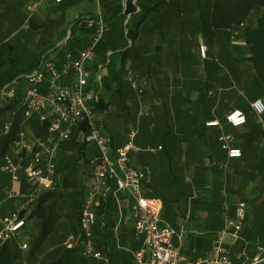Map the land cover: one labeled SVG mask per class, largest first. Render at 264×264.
I'll list each match as a JSON object with an SVG mask.
<instances>
[{"label": "crops", "instance_id": "crops-1", "mask_svg": "<svg viewBox=\"0 0 264 264\" xmlns=\"http://www.w3.org/2000/svg\"><path fill=\"white\" fill-rule=\"evenodd\" d=\"M162 1L165 0H62L60 3L0 0V34L4 29L16 27L11 29L9 39H0V91L11 76H16L12 82L19 83L22 89V75L39 61L59 70L67 54L75 55L91 40L90 30L79 24L71 28L72 23L77 17L100 16L110 30L87 68L91 71L89 84L100 85L93 112L101 100L102 106L94 112V117L104 136L114 149L132 142L136 150L128 154L129 165L140 172L149 171L142 182V195L162 202L159 226L171 227L176 233L174 244L193 259L210 253L226 217L231 219L236 205L245 203L241 239L247 245L238 241L230 246L225 239L231 260L241 263L243 251L252 258L257 246H264V114L256 116L250 106L257 79L251 64L245 60L249 53L240 39L234 40L228 31H220L211 39L201 34L193 0H185L187 4L181 11L167 10L165 16L149 11L137 27L135 23L143 14ZM127 27L130 31L136 29L135 40L127 37ZM43 37L48 42L55 41L54 45L46 44L38 49L39 54L30 56L31 42ZM125 40L132 48L123 56ZM190 41L200 63L197 73L186 62ZM199 46L206 47L204 58L200 56ZM129 77L137 79L141 96L131 89ZM259 98L264 100V93ZM116 101L115 108L111 107ZM245 103H250L249 109L245 110ZM233 110L245 115L246 122L241 127L225 122V116ZM32 121H37L36 115L23 124ZM214 121L219 122L220 128L206 126ZM33 129L29 127L28 133L33 135ZM133 132L135 135L130 139ZM222 133L233 137L230 145L241 151L240 158H227L218 142ZM74 134V139L63 143L54 156L58 185L51 192L59 195H54L51 201L61 196V187L68 185L69 175L65 170L68 157L73 152L85 157L84 170L87 161L96 154L95 145L84 141L81 128ZM83 173L87 186L78 198L76 212L71 215L72 225L65 229L64 224L57 233L62 219L58 216L56 230L49 236L53 238L51 247L40 250L45 257L58 258L61 255L58 249L62 250L67 237L78 235L79 212L89 185L86 170ZM7 176L9 185L1 188L0 217H7L21 207L15 199L5 200V191L12 183L10 175ZM24 184L27 190L31 189ZM103 192L95 214L92 245L107 261L85 259L80 248H74L71 251L79 262L74 258L72 262L135 264L133 254L141 247L142 239L134 235L130 201L111 181H107ZM27 217L21 231L27 225Z\"/></svg>", "mask_w": 264, "mask_h": 264}, {"label": "built area", "instance_id": "built-area-1", "mask_svg": "<svg viewBox=\"0 0 264 264\" xmlns=\"http://www.w3.org/2000/svg\"><path fill=\"white\" fill-rule=\"evenodd\" d=\"M54 1L60 3L62 0ZM76 20L91 31V40L85 49L77 51L75 55L67 54L59 70L46 67L39 61L22 75V89L14 81L0 91L1 101L11 102L19 94L24 119L36 115L43 128L42 136H30L24 130L19 131L10 154L2 157L0 170L10 175L12 181L11 187L5 191V200L21 199L23 202L17 211L7 217H0V246L11 239L17 240L36 198L42 193L53 191L58 185L54 156L63 143L71 140L76 129L83 128L84 141L95 145L96 154L86 163L89 185L79 212L78 235L67 237L63 248H80L81 256L85 259L107 261L93 248L92 230L96 223V210L104 197L103 191L107 181H111L128 197L134 220V235L142 239L141 247L133 254L135 264H261L264 261V246H257V253L252 258H248L243 251L241 256L244 260L241 263H234L225 247L226 238L230 246L238 241L247 245V241L241 239L246 214L243 202L236 205L231 219L226 217L212 250L204 258L193 259L185 255L180 246L174 244L175 231L169 226H159L163 205L159 199L147 198L141 193L142 182L149 171L140 172L129 165L128 154L136 150L132 142L112 148L94 117L93 104L99 98L100 85L89 84L91 71L87 64L94 60L99 43L110 29L100 16L77 17ZM199 53L204 58L206 47L200 46ZM127 82L138 97L142 95L136 78L129 77ZM250 106L256 116L264 114V102L261 99H256ZM225 121L232 127H241L246 118L241 111L233 110L227 113ZM206 126L220 128L217 121ZM9 129L10 124H5L2 134L6 135ZM134 135L135 132L131 133L130 139ZM218 142L226 151L227 158L241 157V151L230 145L233 142L231 135L220 134ZM20 182H25L31 189L22 192L18 187ZM21 211H24L23 215ZM18 247L23 253L28 251L25 243L18 244Z\"/></svg>", "mask_w": 264, "mask_h": 264}, {"label": "trees", "instance_id": "trees-1", "mask_svg": "<svg viewBox=\"0 0 264 264\" xmlns=\"http://www.w3.org/2000/svg\"><path fill=\"white\" fill-rule=\"evenodd\" d=\"M193 1L194 7L198 12V28L204 37L211 39L215 37V34L220 31H223L224 33L228 31L231 33V37H233L234 40L240 39L246 46L249 56L245 60L251 64V69L255 73L257 84L259 85L257 91L253 90L255 95L252 100L254 101L256 96L264 93V0ZM185 4H187L185 0H165L158 2L148 9V11L143 14V16L135 24L138 27L146 19L149 11L157 12L160 14V16H165L167 10L175 8V10L181 11L183 10V6H186ZM77 24L78 22L75 20L72 23L71 28H74V25ZM127 29V37L130 38L131 41L135 40L136 29L132 31H130L128 27ZM122 36L123 33L121 32L120 37ZM131 48L132 46L128 47L127 41L125 40V43L122 46V55L124 56L126 53L130 52ZM15 77L16 76L8 77L5 84L11 83ZM19 98L20 95L16 96V99L11 101L6 106L0 108V112L11 110L12 115L9 132L6 135L2 134L3 129L0 132V157H3L5 154H10L11 146L16 140L19 131L24 130L26 133H28V128L32 127L34 128L32 131L33 135H43V128L41 124L38 125V118L36 122H29V125L26 123L23 124V121L25 120ZM101 102L102 101L100 100L99 103L96 104L94 112H97V110L101 108ZM244 108L245 110L249 109V105L245 103ZM81 130L83 131V128H81ZM20 177L21 181H23L22 174H20ZM20 190L22 192L27 191V186L24 184V182L21 183ZM54 195V192L51 191L42 193L36 198L32 208H30L27 220L33 217L39 219L41 222V230L40 234L26 252L29 253H23L14 242L15 239H11L0 246V264H15L21 259L22 256H25V260L27 259L30 262L32 255L37 250V254L39 255L41 244L54 230V225L58 218L55 209L56 202H51ZM23 214L24 211H21V215ZM61 249V255L55 261H49L48 264H71L73 251L65 250L64 248ZM38 261L39 260L37 259L34 264ZM263 263L264 262L261 264Z\"/></svg>", "mask_w": 264, "mask_h": 264}, {"label": "rangeland", "instance_id": "rangeland-1", "mask_svg": "<svg viewBox=\"0 0 264 264\" xmlns=\"http://www.w3.org/2000/svg\"><path fill=\"white\" fill-rule=\"evenodd\" d=\"M194 19H196V18H194ZM68 27H70V25ZM15 28L16 27H10V29L7 28V29L2 30V32L0 34V39L4 40L6 37L8 38V36L11 34L12 30H15ZM68 29L69 28L66 29L65 35H67ZM226 35H225V37H226ZM194 38L192 37V40ZM35 43H34V40L31 42L33 47H30V50H29L30 53H28L30 56H31V54H35V55L39 54L38 49L39 50L42 49L44 46H46V44H47V46L49 44L54 45L55 41L48 42L47 38L43 37L40 40L37 39ZM191 43H192V41L189 42L188 52L190 55H189V59L186 62H187V65L191 66L190 67L191 69L194 67L195 68L194 73H197L200 71V63H199V60L195 56V51L192 49ZM51 45H49V46H51ZM182 63H184V62L182 61ZM223 66H224V64H223ZM176 67L178 68V64H176ZM11 70L12 69H10L9 71H11ZM223 72H224L223 75L225 76L226 75L225 70H223ZM226 77L228 78L229 75H227ZM254 88H255V91H257L258 90L257 88H259V87H258V85H255ZM116 98L118 99V97H116ZM256 99H258V96H256L255 100ZM259 99L264 101L262 98H259ZM251 102H253V101H251ZM9 103L10 102L8 100L0 101V108L6 106ZM117 103H118V101L114 102V104L111 107L115 108V104L117 105ZM250 103H247V104H250ZM114 112L115 111H113V113ZM11 120H12L11 110L0 112V132L2 131L5 124L10 123ZM28 134L30 136L32 135L30 133H28ZM84 160H85V157H83L82 155H78L77 152L76 153L73 152L68 157V165L65 168V170L67 171L66 173H68V175H69L68 185L64 186V189H63V187H61L60 188V193H61L60 195L61 196L57 197L56 199L54 198V200L51 201V202H56L55 203V209H56L57 217L59 215L62 216V219L60 221L57 218L55 225H54V229H55L56 224L59 221L57 233H60V231L62 230V226L64 224H66V226L64 227L65 229H67V227H68L67 225H69V226L72 225V223L69 224L72 220L71 215L76 212L77 204H79V202H80L78 200V198L80 197L81 193L84 191V189L87 186V181H86V178H85L84 173H83L86 170V167H84V170H83V166L85 165ZM2 165H3V159H2V157H0V168ZM7 175L8 174H6L0 170V198L2 197V189L1 188L4 189V187H8V185H9L6 183V181H8V179H9ZM56 195H59L58 192L55 193V197H56ZM15 201H16L15 202L16 204L19 203L20 205L23 202L21 199H15ZM15 203H14V205H15ZM60 224H61V226H60ZM59 226H60V229H59ZM40 230H41V222L39 221V219L33 217V218L28 220L25 229L22 230L18 234V237L16 238L17 240H14V242L17 244V246H18V244L25 243L28 245V249H29L30 246L32 245V243L34 242V240L40 234ZM55 230H53V233L55 232ZM53 233H50V234H53ZM50 234L48 235V238L41 244L40 250L44 251V250L51 247V245H52L51 243L53 241V238L49 237ZM40 250H39V252H40L39 255L37 254L38 250L36 252H34V254L32 255V257L30 259V262L27 259L25 260V256H22L21 259L19 261H17L15 264H34V262L37 259L39 261L35 264H48L49 261H51V260L55 261L57 259V257H53V258L52 257H45ZM58 251H60V250L58 249ZM24 253L28 254L29 252L28 253L24 252ZM25 254H23V255H25ZM72 258H74V261L79 262L78 256H73ZM72 264H73V262H72Z\"/></svg>", "mask_w": 264, "mask_h": 264}]
</instances>
